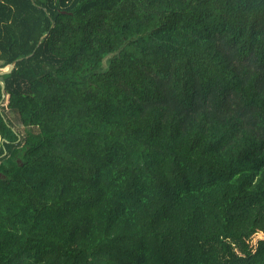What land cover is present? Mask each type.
<instances>
[{"label":"trees","instance_id":"trees-1","mask_svg":"<svg viewBox=\"0 0 264 264\" xmlns=\"http://www.w3.org/2000/svg\"><path fill=\"white\" fill-rule=\"evenodd\" d=\"M13 62L0 264H264V0H0Z\"/></svg>","mask_w":264,"mask_h":264},{"label":"water","instance_id":"water-1","mask_svg":"<svg viewBox=\"0 0 264 264\" xmlns=\"http://www.w3.org/2000/svg\"><path fill=\"white\" fill-rule=\"evenodd\" d=\"M46 35H44L42 38H44ZM13 68H14V62L13 63H11L9 66H8V68L7 69H5V70H0V84H1V89H2V91H4V89H5V85H4V83H3V81H2V76L3 75H5V74H8V73H11L12 71H13ZM4 96L5 95H3V98H4Z\"/></svg>","mask_w":264,"mask_h":264}]
</instances>
